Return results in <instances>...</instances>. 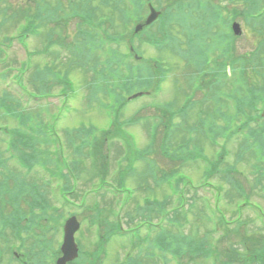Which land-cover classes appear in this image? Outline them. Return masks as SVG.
Returning <instances> with one entry per match:
<instances>
[{
	"label": "trees",
	"instance_id": "16d2710c",
	"mask_svg": "<svg viewBox=\"0 0 264 264\" xmlns=\"http://www.w3.org/2000/svg\"><path fill=\"white\" fill-rule=\"evenodd\" d=\"M29 1L38 3V8L34 10L27 0H22V6L16 11L13 4L9 3L11 0H0V5L3 6L4 4L3 8L0 7V28L4 27L8 21L13 20L12 14L15 13L17 15L14 20H22L20 25L25 29L17 34L21 42H25L28 34L41 35L37 38L44 44V49L35 50L34 53H44L43 58L49 62H46L43 68H36L35 75L39 76L42 85L37 87L32 96L42 99L49 94L48 91H51L52 87L45 86L44 79L49 76L58 78L60 75L59 66H77L92 73V79L96 83V87L92 86L95 87V92L100 94L99 91H102L107 97V102L102 101L101 95L93 102H97L98 106L103 105L110 108L112 119L110 129L100 130L94 126L87 127L84 125L75 131V137L74 134L71 135L70 130H66L65 136L70 141V146L74 152L71 161L75 164L72 167L73 171L78 170L77 179L85 171L89 172V176L92 178L95 175L105 178L112 171L114 179L128 191H131L133 187L136 190L155 194L156 187L161 189L168 186L170 192L165 193L164 196L166 197L161 200L159 210L165 211L166 205L171 199L172 201L173 199L176 200L178 206L174 208L172 215L167 216V219H170L169 227L161 226L158 237L150 242V250L166 251L169 249L183 262L189 252L210 255L215 248L220 247L221 249L222 245L218 246L219 241L215 238L213 227L208 226L202 229L199 223L193 222L192 230H185L188 224L185 211L187 197L192 198L193 206L199 207L198 211H200L201 206L206 205V202L202 203L201 201L204 195L200 188L203 185H209L208 187L213 185V183L207 184L210 178L208 171L198 176L203 182L200 185L195 184L193 180L195 177L192 176L193 179L190 177L189 164L195 166L200 162H207L208 157L203 150L205 143L210 144L205 139L207 136L212 139L213 143L220 141L222 146L226 148V152L233 149L232 152L235 155L243 154L244 157H242L245 159L247 170H257L254 175L255 178L253 176L248 177L242 171L229 175L231 178L226 182L240 188L241 200H246L245 186L253 183L264 184V122H256V127H251L248 131L241 128L242 125L249 127L252 121L257 120L259 109L264 104V51L261 56L259 55L261 51L256 50L252 53L254 55H252L251 61L253 64H250L251 72L247 70L242 79L230 88V91L234 93V104L230 105L226 102L223 107L222 105L219 106L214 118L200 112L204 123L199 122V115L196 119L192 114H184L183 120H180L175 128L176 123L172 121V117V123H170L169 119L165 121L163 117L153 120L148 116L142 118L139 115L124 116L123 104L125 99L122 98V92L124 90L131 91L141 81L142 76L140 74L136 79L134 78V67L137 66L132 63L131 53L128 49L129 43L136 49L139 48L135 43L136 35L129 32L131 23L136 18L138 19L141 12L138 6L135 10L129 6H124L121 9V15L110 11L107 24L101 22L100 25H94L93 22L96 19L94 15L91 16L80 11V8L75 6L76 1L74 2V0ZM174 1L158 0L160 3L158 7L164 8V19L158 24L155 23L147 27L148 29L151 27L157 29L158 26L159 32H156L154 36L160 40H166L163 43L168 41L173 30L177 33L179 32L177 29L184 30L189 24L199 25L214 37L218 35V38L226 40L222 51L225 62L233 60V57L236 60L232 36L224 29H221L222 32L215 30V26L219 22L218 17H221V13L223 14V11H227L230 7L229 11L234 12L232 14L235 18L243 16L248 26H253L258 32L264 31V23L260 21L261 15L255 14L259 11L260 0H228L227 4L218 3L215 0H206V2H202L203 0H176V3L173 4L175 9L173 8L172 11L171 5ZM200 8L203 12L196 15ZM111 12L114 15H111ZM230 14L229 12L225 14L227 16L223 18L222 27L226 28ZM72 20L77 22V27L73 30L76 35L75 38H72L71 33L65 29L66 24ZM14 37L15 34H12L9 38L11 40ZM69 38L71 41L65 52L53 51L52 47L58 44L64 46ZM141 41L143 40L141 39ZM157 45V49L160 48L158 52L165 53L164 56L168 53L173 54L171 50L174 51V48L169 47L170 45L165 46L159 43ZM11 48V46L4 45L0 40V49H2L0 52V62L2 63L0 69V127L2 131L7 133L9 144L5 152L10 151L12 157H17L23 161L28 170L37 166L51 170L50 166H57L55 173L61 172L62 169L59 168L57 162L61 161V157H58L57 160L54 158L59 153L64 155L63 146H60L63 144L57 145L60 138L54 134L56 129L53 124L59 116L54 114L50 120H48L49 118L45 119L46 115L39 112L41 109L38 111L29 105L31 98L27 97L29 90L23 81L22 74L27 71L31 64L28 60L23 61L21 74H15L13 70L17 67L15 64L18 60L11 57ZM31 53L30 50L27 51L29 57ZM56 62H60V65ZM140 72L142 73L141 70ZM12 75L16 77L15 83L17 85L15 84V86L17 88L5 86V82ZM212 79L215 81L216 78ZM216 81L222 83L220 78H217ZM222 86H224L223 83ZM191 108L192 104H188L186 110H191ZM171 115H173L172 112ZM140 126L145 127L147 135L151 136L150 142L145 147H140L136 143L138 139L137 127ZM174 138L178 145L172 142ZM191 138L197 146L186 151L184 150L185 146L188 145V140ZM253 138L256 140L254 141ZM235 143H238L237 151ZM241 145L245 147L244 151H242ZM57 147H59L60 152L52 150ZM50 150L53 154L47 153ZM113 152L116 153L115 157H112ZM149 153L153 155L151 156ZM256 153L259 154L256 156ZM8 159L9 156L0 148V192L8 191V186L14 183L17 187L14 191L18 199L29 186L33 185V193H36V186H39V183L30 180L24 174L12 172L7 166ZM88 159L92 165L98 163V160L102 161L101 166L103 168L90 167V169L86 164ZM63 161L65 162L64 156ZM194 166L191 165V167ZM69 168L71 169V167ZM95 170L96 172L93 173ZM146 173H151L153 177L143 176ZM241 173L243 175H240ZM62 176H65V183L69 184L72 181L70 173L62 174ZM241 176L244 178L242 179ZM90 177L88 180L91 179ZM150 177H155L154 184H152ZM245 179L247 182H244ZM219 192L221 193V190ZM217 195L221 196L219 193ZM224 195L231 199L233 197L232 190L229 189ZM29 212L30 216L25 213L12 220L11 227L14 232L10 236L0 234L2 237L0 258L3 256V252L11 256L14 254V247H23L25 246L24 243L27 242L28 250L26 253L29 257V264H51L53 260L52 253H49L51 237L37 231L40 228L43 215H37L36 204L31 205ZM198 215L200 216V213ZM244 225L245 223L241 222L237 227H233L232 231L237 233L242 228L247 230ZM231 235L234 236L233 233ZM247 236L250 237L249 234ZM250 238L252 241L255 239ZM18 240L21 241L18 242ZM258 241L255 245H259L260 248H251L252 246L248 244V258L259 260L264 264V240L258 239ZM229 251L233 252V254H228L231 256L229 260L233 262L238 254L232 246H229ZM224 252L229 253L228 250H224Z\"/></svg>",
	"mask_w": 264,
	"mask_h": 264
},
{
	"label": "rangeland",
	"instance_id": "374dc122",
	"mask_svg": "<svg viewBox=\"0 0 264 264\" xmlns=\"http://www.w3.org/2000/svg\"><path fill=\"white\" fill-rule=\"evenodd\" d=\"M22 0H11V4H13L15 10L17 11L19 9L20 6H22L21 3ZM28 3L35 9L38 8V3H34V2H30L29 0H27ZM104 0H95V7L97 8V12L98 11H102L105 15H106V11L109 8V5H106L108 2L104 1ZM218 2H222L223 4H225L226 2L222 1V0H218ZM62 5V4H60ZM93 6V4H91ZM4 6V4H3ZM3 6L0 5V7L3 8ZM93 6V7H94ZM13 8V9H14ZM231 8V7H230ZM229 8V9H230ZM6 13V11H5ZM17 14L13 13L12 14V19L8 21L4 27L0 28V40H2V43L4 45H8L11 46L12 48L10 49V55L12 58H16L18 61L16 62L15 66L16 69L14 70V72L16 73H21V66L23 64V61H27L29 58H31V66L28 67L27 71L24 73V83L32 90L35 91L37 88V86H39V83L36 80H33L32 75L35 74V70L36 68H43L46 65L47 61L45 58H43L44 53H34L35 50H40L42 48V50L44 49V44H42V42L37 38L38 36L41 35H33V34H28L26 37L25 42H21V40L17 37V34L23 32L25 29H23V27H21V23L22 20H14V18L16 17ZM111 15H114L111 12ZM104 19V15H101L99 17L96 18L95 23L98 20H102ZM240 22H242L243 26H244V33H246V36H240L239 39H237L236 42V46H237V50L239 52H251L252 50L255 49L256 45H257V39L256 36L251 32L248 33L246 31V26L244 25L243 20L240 18L239 19ZM77 27V22L76 20H72L70 22H68L65 26V29L68 30L71 33L72 38H75V33H74V29ZM231 33V32H230ZM12 34H15V37L13 39L10 40V36ZM44 37V36H43ZM43 39V38H42ZM46 41V38H45ZM71 41V38L67 39V43L64 44V46H61L60 44L55 45L54 47H52L53 51H57V50H61V52H65V50L68 48L69 42ZM225 42V39H218V43L217 46H222ZM147 44H144L143 46L140 47V51H149V53H146V55L148 57L155 55V49H149L151 47H146ZM30 50L32 53L30 55V57L27 54V51ZM2 51V49H0V52ZM64 57H66L64 55ZM165 58H168L166 56H164ZM164 58V59H165ZM65 59V58H64ZM52 61V59H51ZM57 64L60 65V62H56ZM174 63V62H173ZM153 66L155 67V62H153ZM170 68L172 69L169 78L166 82L163 83V89L160 95V99L161 100H167V99H171L172 94L174 93L172 91V85H173V81L174 78H178L181 76V69H183L184 64L178 65L177 63L174 64H170ZM2 66H0L1 69ZM63 67H67V66H59L58 68V72H59V76L57 79L52 78V76H49L48 78L45 79V82H47V86H52V90L49 93L48 96H46V98H43V100L36 102L34 99H30L29 100V105L33 106L34 109L38 110L41 109L39 112L42 115H46L45 119L50 120L52 118V116L55 114L57 115L58 113H61V115L58 118V123H56V126L59 130V132L62 135V143H63V148H64V152H65V156L67 157L68 161L70 162L69 165L70 167H74L75 164L72 163L71 158L72 156V148L69 147L70 141L67 140L66 136L64 137L63 133L66 129H72L73 132L76 131V127H82L84 124H88L90 125L95 124L97 127H99L100 129H106L109 127L110 125V117L106 115L105 113V109L104 106H98L99 104L97 102H95V104H93V106H89V103H84L81 99L80 95L85 94L86 95V99L88 98V96L90 97L92 95V86H94L95 82L92 79V73H89L86 70H83L82 68H79L77 66L75 67H70L68 66L67 68H69L70 70H68L67 68H63ZM73 68H77V69H73ZM240 71H237L236 76L238 78H240ZM14 76V75H12ZM15 77V76H14ZM73 82V83H71ZM90 85V86H89ZM92 87V88H91ZM155 89V86L153 88V90ZM99 95H102V101L106 102V95L102 92L99 91ZM80 94V95H79ZM97 94L94 90L93 95ZM78 95V96H77ZM181 99V97H179V100ZM147 101H149V98H145L136 102H130L127 108V113L128 115H132V113H134L137 108H142L144 103H146ZM133 103V104H132ZM130 104H132V106H130ZM93 107V108H92ZM60 110V112H59ZM58 112V113H57ZM155 117H153L154 115H152V119L155 120L157 118H159L160 113L158 111L153 112ZM63 114V116H62ZM145 115L149 116V113H145ZM166 121V120H165ZM146 128L142 126L137 127V133H138V144L140 146H144V144L147 142V140H149V135H147V132L145 130ZM7 138L5 135L1 134L0 132V146L1 147H5L6 146V139ZM57 145H60V143L58 142ZM238 143H235V147L237 148ZM55 149V148H54ZM51 151V152H50ZM48 151L47 153H52V150ZM215 151L217 153L222 154L221 149H217L215 148ZM112 157H115L112 156ZM233 155L230 156V159L227 160L224 157H221V159L225 162L223 163V168H226L230 165H233L234 161L233 159ZM100 163H102V161H100ZM89 168L93 167L92 162H89V160H87L86 163ZM7 166L10 167V169L15 172V173H20L22 174H27L30 180L36 181L37 183L41 184V187L46 185V181H49L51 178V174L49 173V175L45 174V171L39 167L34 168L32 171H25L23 170V167L21 165V163H18V161L16 159H10L7 162ZM61 168L64 167L62 164L60 165ZM239 166L242 167L245 170V173L248 177H252L250 175L249 170H247L246 166L244 164H242V162H239ZM53 167V166H52ZM142 167V166H141ZM91 169V168H90ZM89 169V170H90ZM65 170H67V172H69L71 174V172L73 173L75 178H72V181L66 185L67 189L70 190H74L73 194L68 195L66 191H57L55 190V194H53L51 191L49 193H46V188H45V195L47 197V200H54L57 202H50V206L52 209V213L55 215L56 218H58L59 216H62L61 222L60 224L63 223V218L71 216L72 214H75L78 216V214L82 215V222H81V227L82 230H80L79 232H77L76 234V239L80 245L81 248H86L89 251H96L99 244H100V239L98 234H100V231L102 230V232L104 231V227H100V222L102 220H97V216H96V211L94 209H89L86 206L87 205H91L94 202H96V204L99 206L101 212L104 210L103 207L108 206L109 202L111 201H115V197L117 196L118 198H120V193L117 192H111L108 188L105 187V184L111 181L110 176H105V178L103 176H96L95 178L90 177L89 176V172H85L80 175V177L77 179L78 176V170L75 172L72 171V169H67V168H63L61 173L59 174L60 177L53 179L54 177H52V179L47 183L50 187V185L52 187H57L58 189H60L59 187H64V177L62 176V173H65ZM190 173H194V170L189 169ZM77 174V176H76ZM91 174V173H90ZM220 175H218L221 178H218L216 180L218 181H223V178L225 180L227 177V174H223V172L219 173ZM242 175V174H240ZM225 176V177H224ZM88 177H90L91 179L88 180ZM241 178L243 179L244 177L241 176ZM106 181V182H104ZM45 182V183H44ZM244 182H247V179L244 180ZM101 183H104V186L100 187ZM111 184V183H109ZM108 184V186H109ZM252 185V184H251ZM251 185H249L247 187V191L249 193V195H251V199L255 202H257L258 204L261 205V207H263L264 209V191H260L255 189V191H253V187H251ZM111 187V186H110ZM229 185H226L224 187V191H228L229 190ZM55 189V188H54ZM106 189H108V191H106ZM169 187L165 186L161 189H158V195L161 196V194L163 193H169ZM253 189V190H252ZM252 190V191H251ZM205 193H207L208 195L211 196V201L215 202V196H213L212 194L214 193V191H206ZM106 194V195H105ZM53 195H57L59 196L62 201L60 202H64V203H68V202H72L74 201V203H72L73 205H69V206H65L62 207L61 205L63 203H60L55 196ZM105 195V197L103 198V196ZM138 196L141 197L140 193H137ZM124 196H127V194H125ZM225 196V195H224ZM86 197L87 201L86 203H83V198ZM7 199V196H6ZM139 198L135 197L133 198L134 201L138 200ZM235 199V198H234ZM233 199V200H234ZM111 200V201H110ZM133 201V202H134ZM139 201L141 203L142 199H139ZM174 202H176V200H174ZM188 202L186 204V208L190 207V199H188ZM223 203H221V206L226 210L228 218L230 217H234L235 216V212L233 211L235 208L234 206H232L230 203H228L227 199L224 198V200L222 201ZM60 207H59V206ZM234 205V204H233ZM129 207L130 205H126V207ZM118 207V206H117ZM116 207V208H117ZM58 208H61V210H58ZM251 208V207H250ZM250 208H244V215L245 216H252L255 215V212L250 209ZM129 210V209H127ZM198 210H194L189 212V221H194V223H197L199 220H197L198 218V214H197ZM102 216V215H101ZM248 219V218H246ZM264 219V218H263ZM262 218L260 219V222L262 224ZM125 222H123V227L127 226L129 227V221L132 220H125ZM139 221L136 222H132V226H136V224ZM249 223V221H248ZM259 223V222H258ZM59 224V223H58ZM250 224V223H249ZM56 223L51 224L50 225V230L52 232L55 231L54 233V243H53V248L52 250L55 249H59L60 245L62 243V235H63V229L62 226L60 225L56 228ZM251 225V224H250ZM253 227V225H251ZM251 226H249L250 228H252ZM253 228H257L256 230V234H258L261 230L259 229V225H255ZM57 229V230H56ZM145 232V229L142 230V233ZM254 235V233H253ZM129 238H131V234L127 235H122L119 233V231H117L116 235L114 236V238L110 241L109 245L106 247L105 251L102 252L101 258L104 261V264H109L108 257L110 255V252L112 253L110 255V259H113V257L115 256V251L118 247V243L122 245V248L120 247V250L118 251L117 255H120L121 257L125 254L126 252L129 251V246L131 244V241L129 240ZM233 239V238H232ZM247 241V240H246ZM120 245V246H121ZM230 245V242L227 238V241L223 243V247ZM52 252V251H51ZM109 259V260H110ZM116 260V258H115ZM114 260V261H115ZM56 261V259H55ZM54 261V264H55ZM10 263V259H4L2 264H7ZM115 262H112L111 264H114ZM79 264V263H78ZM83 264V263H82ZM86 264V263H85Z\"/></svg>",
	"mask_w": 264,
	"mask_h": 264
},
{
	"label": "water",
	"instance_id": "95a60500",
	"mask_svg": "<svg viewBox=\"0 0 264 264\" xmlns=\"http://www.w3.org/2000/svg\"><path fill=\"white\" fill-rule=\"evenodd\" d=\"M158 16V12L155 10L152 11V14L149 17L148 23L153 21ZM234 28L237 33H240V27L238 24L234 25ZM264 116V111H263ZM79 228V222L76 217L69 219L65 225V240L62 246L64 256L58 260V264H67L68 261L74 259L78 255V247L75 242L74 234Z\"/></svg>",
	"mask_w": 264,
	"mask_h": 264
}]
</instances>
